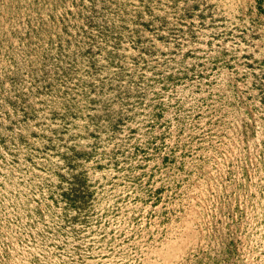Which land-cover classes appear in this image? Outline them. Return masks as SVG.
Here are the masks:
<instances>
[{
    "label": "rangeland",
    "instance_id": "rangeland-1",
    "mask_svg": "<svg viewBox=\"0 0 264 264\" xmlns=\"http://www.w3.org/2000/svg\"><path fill=\"white\" fill-rule=\"evenodd\" d=\"M0 264H264V0H0Z\"/></svg>",
    "mask_w": 264,
    "mask_h": 264
}]
</instances>
